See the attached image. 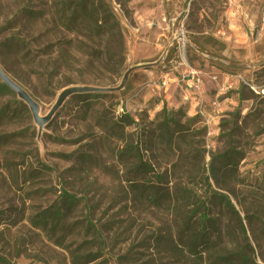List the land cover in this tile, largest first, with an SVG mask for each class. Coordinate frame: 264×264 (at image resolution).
<instances>
[{
	"label": "rangeland",
	"instance_id": "1",
	"mask_svg": "<svg viewBox=\"0 0 264 264\" xmlns=\"http://www.w3.org/2000/svg\"><path fill=\"white\" fill-rule=\"evenodd\" d=\"M83 3L0 0V66L39 118L65 92L105 95L67 96L43 124L16 93L0 95L15 110L0 126V264L98 252L90 264H264V0H91L118 22L111 34L79 19ZM124 114L139 125L148 177L116 156L125 136L107 127ZM164 116L188 136L172 150L154 138ZM65 193L77 200L66 231L32 227ZM199 202L216 227L193 247Z\"/></svg>",
	"mask_w": 264,
	"mask_h": 264
},
{
	"label": "trees",
	"instance_id": "2",
	"mask_svg": "<svg viewBox=\"0 0 264 264\" xmlns=\"http://www.w3.org/2000/svg\"><path fill=\"white\" fill-rule=\"evenodd\" d=\"M90 1L91 0H83V4L81 6H78L79 8V19L81 21H87L90 24V27L93 23H96L98 26H102L105 28V31L108 34H111L115 32L119 28L118 22L116 20L114 21H108L105 17H103L100 12L93 10L90 8ZM76 8V9H77ZM106 15V14H105ZM114 18V17H112ZM75 9L71 11V21L75 22L77 20ZM115 19V18H114ZM107 28V29H106ZM113 35V34H112ZM14 95L15 92L11 90L6 84L3 82L0 83V95ZM105 95L98 94V93H90V94H84V95H76L75 97L78 99H82L83 101H89V100H97L102 98ZM18 105L26 107V104L24 101H19L17 103ZM163 114H166V111L163 109ZM15 110L11 108V105L9 102L5 104L0 105V126L1 125H7L12 119V116L14 115ZM139 125L135 122L134 118H132L129 114H124L116 121H112L108 123L107 131L110 134V137L112 138H119L121 135L125 136L124 141L125 145L121 150H118L116 153V156L125 162V164L129 167H131L132 171L135 173L136 178L137 176H141L142 178L148 177L150 174L154 173V169L152 165L148 164L145 161V156L142 153V142L140 138V134L138 132H132L134 128H138ZM181 124L175 121L171 117L164 116L163 120L157 125L155 131H154V138L156 139V142L164 146L166 149H171L176 145L177 141L180 140L181 142H187L188 136H186V132L181 130ZM129 131V132H128ZM4 139V137H2ZM222 161L223 159L226 161H232L233 157L225 155L221 157ZM229 163V162H228ZM231 165V164H229ZM212 172H214V168L211 169ZM140 181L134 182V189L139 190V183ZM137 185V186H135ZM137 187V188H136ZM143 192V191H141ZM150 195H153L150 193ZM209 197L214 202H217L218 204H222L223 202L226 204V206L230 207L234 212L235 209L232 206L229 199H227L226 196L222 195H215V194H209ZM184 199L187 198L185 195L183 197ZM153 201H156L157 198L153 197L150 198ZM188 199V198H187ZM77 203V200L74 198V196L69 194H64L63 201L60 206L56 208H52L50 210L42 212L39 216L33 218L31 220L32 227L36 229H40L42 231H49L50 234L54 233L55 231H66V223L68 220V214L73 210ZM197 209H203L204 212L201 213L199 216L197 222H196V231L195 235L193 237H190V243L191 245L197 246L199 244V241L203 240L204 244L209 243L210 237L208 235V226L215 228L216 223H214L209 218L208 209L205 208V206H201L200 202L198 203ZM190 225V222H188ZM187 225V224H186ZM199 228V229H197ZM96 238L102 242V234L100 232L97 233ZM64 239V238H63ZM60 245V243L56 242ZM102 256L98 252L95 255H86L85 257H79L78 255L73 257V264H90L98 259H100ZM243 261L245 262L246 259L243 258ZM0 262H4L2 258H0Z\"/></svg>",
	"mask_w": 264,
	"mask_h": 264
},
{
	"label": "water",
	"instance_id": "3",
	"mask_svg": "<svg viewBox=\"0 0 264 264\" xmlns=\"http://www.w3.org/2000/svg\"><path fill=\"white\" fill-rule=\"evenodd\" d=\"M0 80L6 84L11 90H13L20 99H22L30 108L34 119L37 123L39 124H43V123H47L55 114V112L60 108L63 100L67 97V96H72V95H79V93H102L104 90L101 89H87L85 91H75V92H65L64 94H62L60 96L59 102L57 104V106L50 112V114L45 118V119H41L38 116V109H37V104L33 101V99L30 97V95L23 90V88H21L17 83H15L1 68L0 66Z\"/></svg>",
	"mask_w": 264,
	"mask_h": 264
},
{
	"label": "built area",
	"instance_id": "4",
	"mask_svg": "<svg viewBox=\"0 0 264 264\" xmlns=\"http://www.w3.org/2000/svg\"><path fill=\"white\" fill-rule=\"evenodd\" d=\"M192 79L194 80V82H195V86H197L198 85V83H200V80H199V78L194 74V73H192ZM166 83L167 82H164V84L166 85Z\"/></svg>",
	"mask_w": 264,
	"mask_h": 264
}]
</instances>
